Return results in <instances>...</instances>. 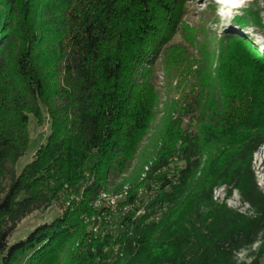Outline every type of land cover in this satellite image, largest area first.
<instances>
[{
	"label": "trees",
	"instance_id": "1",
	"mask_svg": "<svg viewBox=\"0 0 264 264\" xmlns=\"http://www.w3.org/2000/svg\"><path fill=\"white\" fill-rule=\"evenodd\" d=\"M184 1L0 0V264H60L65 252V264H108L98 261L105 241L86 240L81 216L101 194L124 192L113 182L133 168L157 115L155 62ZM248 13L263 30L264 5ZM253 52L222 71L217 102L204 79L172 103L127 187L111 264H262L264 240L251 262L234 260L264 235V192L251 170L264 145V57ZM30 115L50 133L18 174ZM143 182L155 193L140 211ZM224 185L253 215L215 203ZM74 196L62 216L11 243L23 219Z\"/></svg>",
	"mask_w": 264,
	"mask_h": 264
},
{
	"label": "rangeland",
	"instance_id": "2",
	"mask_svg": "<svg viewBox=\"0 0 264 264\" xmlns=\"http://www.w3.org/2000/svg\"><path fill=\"white\" fill-rule=\"evenodd\" d=\"M234 2L236 7L227 6L228 3L219 0L184 1V13L179 26L171 36L163 55H160L155 62V85L159 92L157 115L139 150L133 168L127 174L122 175L120 180L113 182L121 184L124 181L126 184L123 188L124 196L114 197L112 203L104 211L91 206V212H86L81 216L85 230L89 233L86 240H92V243L97 242L99 245L105 241V246H102L103 253L98 257L100 263L108 260V264H111L114 261L110 258L117 250V247L112 246L113 241L124 230V214L128 209L125 204L127 187H130L129 184H132L137 178L134 172L135 168L141 165L144 158L151 152L153 146L149 138L162 130L165 116L171 113L169 110L172 103L181 102L183 93L201 91L200 84L202 82L200 80L204 79H208V82L211 83L217 102L222 90L225 91L226 87L222 80V71L228 70L237 57H243L244 60L248 57L255 58L253 50L260 52L257 54L264 57V29L246 21L249 18V10L251 8L254 10L257 5L263 6L264 1L234 0ZM240 39L246 40L248 45H242ZM172 116L176 118L177 113L172 112ZM262 120L264 121V114ZM29 129L30 144L27 152L16 164L18 174L33 160L35 153L46 142L50 133L49 124L45 122L40 125L32 115H30ZM93 165L94 160L88 159L86 170L89 172ZM146 169L147 167H145ZM251 170L259 187L264 192V145L254 154ZM144 177L145 174H142L139 177V182H142ZM143 184H146L143 187L142 195L144 202L137 205L140 211L145 210L144 204H147L148 198H151L155 193L153 188L147 189V184L152 183L143 182ZM214 201L217 205L226 206L249 216L254 213L250 204L243 201L239 190L235 189L229 194L225 185L216 187ZM65 209L64 203L55 202L47 210L32 213L18 225L10 239L11 243L26 238L39 225L53 222L62 216ZM159 218L158 215L156 219ZM263 240L264 235L252 246L236 252L234 260L251 262L253 256L251 257L250 254L257 252ZM79 243L77 242V245ZM106 254L108 257L105 259ZM68 255L66 252L62 254L60 264L66 263ZM262 264H264V255Z\"/></svg>",
	"mask_w": 264,
	"mask_h": 264
},
{
	"label": "built area",
	"instance_id": "3",
	"mask_svg": "<svg viewBox=\"0 0 264 264\" xmlns=\"http://www.w3.org/2000/svg\"><path fill=\"white\" fill-rule=\"evenodd\" d=\"M119 196H124L123 194L120 195H113V194H109V193H103L100 195V197L93 203V206H95L97 209L101 210L106 207L108 208L110 203H112L114 197H119ZM73 200H77V198H75V196L70 199L69 201H66L65 203V208H69L72 207V202Z\"/></svg>",
	"mask_w": 264,
	"mask_h": 264
},
{
	"label": "bare ground",
	"instance_id": "4",
	"mask_svg": "<svg viewBox=\"0 0 264 264\" xmlns=\"http://www.w3.org/2000/svg\"><path fill=\"white\" fill-rule=\"evenodd\" d=\"M219 1H221V2H223V3H224V1H225V3H228L227 6L233 5V6L236 7V3L234 2V0H219Z\"/></svg>",
	"mask_w": 264,
	"mask_h": 264
}]
</instances>
